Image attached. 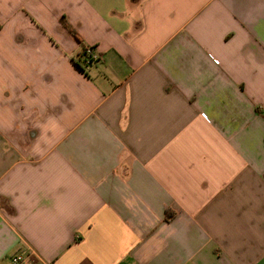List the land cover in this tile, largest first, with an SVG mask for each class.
I'll return each instance as SVG.
<instances>
[{
  "label": "crops",
  "instance_id": "0c3cea01",
  "mask_svg": "<svg viewBox=\"0 0 264 264\" xmlns=\"http://www.w3.org/2000/svg\"><path fill=\"white\" fill-rule=\"evenodd\" d=\"M28 250L264 264V0H0V264Z\"/></svg>",
  "mask_w": 264,
  "mask_h": 264
},
{
  "label": "built area",
  "instance_id": "2783aa9c",
  "mask_svg": "<svg viewBox=\"0 0 264 264\" xmlns=\"http://www.w3.org/2000/svg\"><path fill=\"white\" fill-rule=\"evenodd\" d=\"M100 59V55L95 51L93 46H85L80 56V62L83 69H87ZM39 260L33 250L23 253H16L10 257L12 264H34Z\"/></svg>",
  "mask_w": 264,
  "mask_h": 264
},
{
  "label": "trees",
  "instance_id": "16d2710c",
  "mask_svg": "<svg viewBox=\"0 0 264 264\" xmlns=\"http://www.w3.org/2000/svg\"><path fill=\"white\" fill-rule=\"evenodd\" d=\"M66 26V25H65ZM166 214H167V212H165ZM165 218H167V216L165 217Z\"/></svg>",
  "mask_w": 264,
  "mask_h": 264
}]
</instances>
